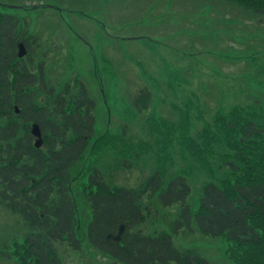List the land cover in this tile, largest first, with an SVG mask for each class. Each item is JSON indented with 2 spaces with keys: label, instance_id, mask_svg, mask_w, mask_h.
Returning <instances> with one entry per match:
<instances>
[{
  "label": "rangeland",
  "instance_id": "rangeland-1",
  "mask_svg": "<svg viewBox=\"0 0 264 264\" xmlns=\"http://www.w3.org/2000/svg\"><path fill=\"white\" fill-rule=\"evenodd\" d=\"M1 6L12 7L3 11L25 26L22 64L35 74L42 66L46 86L67 102L81 85L95 101L90 142L103 141L70 172L74 195H82L93 170L110 186L133 189L159 171L164 185L176 175L188 180L195 210L204 183L232 177L220 152L195 160L184 138L197 136L219 113L264 102V16L231 0H0ZM36 100L45 102L40 91ZM77 201L80 247L55 242L61 264H115L85 242L88 212ZM141 206L142 234L170 233L180 251L231 264L222 237L174 232L179 205L162 206L145 194ZM28 231L0 201V264H17L8 253Z\"/></svg>",
  "mask_w": 264,
  "mask_h": 264
},
{
  "label": "trees",
  "instance_id": "trees-1",
  "mask_svg": "<svg viewBox=\"0 0 264 264\" xmlns=\"http://www.w3.org/2000/svg\"><path fill=\"white\" fill-rule=\"evenodd\" d=\"M231 1L264 16V0ZM5 9L10 8L0 7V121L5 120L0 124V201L22 217L29 229L22 242L12 243L9 257L17 264H61L53 249L55 242L80 247L79 199L88 212L85 242L115 264H209L193 250L177 249L170 233L151 236L136 230L146 220L141 206V196L146 194L156 196L162 206L179 205L172 225L176 234L183 230L222 237L231 264H264V102L219 113L197 136L184 138L195 160L220 152L232 176L204 183L195 210L188 204L192 193L188 180L176 175L164 185L159 171L133 189L110 186L93 170L86 174L82 195L77 197L70 172L103 141L90 142L95 101L81 85L67 102L46 86L42 66L35 74L22 64L17 43L24 38L25 26ZM27 41L23 40L26 49ZM39 91L44 103L36 100ZM147 94L143 90L139 95L140 105ZM31 121L41 128L39 149L29 133ZM120 225L124 230L119 243L107 240Z\"/></svg>",
  "mask_w": 264,
  "mask_h": 264
},
{
  "label": "water",
  "instance_id": "water-1",
  "mask_svg": "<svg viewBox=\"0 0 264 264\" xmlns=\"http://www.w3.org/2000/svg\"><path fill=\"white\" fill-rule=\"evenodd\" d=\"M27 53V50L23 44V42H20L17 44V56L18 58H22L23 56H25ZM19 110L17 107H15V113L18 114ZM30 132L31 135L34 137V147L35 148H40L42 143H43V139H42V134L39 128V125L37 123H32L31 127H30ZM124 230V226L120 225L118 227L117 233L115 235L113 234H108L106 236V239L115 243H119L120 239H121V234Z\"/></svg>",
  "mask_w": 264,
  "mask_h": 264
}]
</instances>
